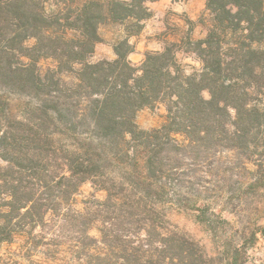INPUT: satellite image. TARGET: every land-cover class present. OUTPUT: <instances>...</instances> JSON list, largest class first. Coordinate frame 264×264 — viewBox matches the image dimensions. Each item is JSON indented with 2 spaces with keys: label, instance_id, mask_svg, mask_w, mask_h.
Masks as SVG:
<instances>
[{
  "label": "trees",
  "instance_id": "1",
  "mask_svg": "<svg viewBox=\"0 0 264 264\" xmlns=\"http://www.w3.org/2000/svg\"><path fill=\"white\" fill-rule=\"evenodd\" d=\"M149 1L155 0L0 1V90L39 101L35 119H4L0 132V247L58 217L86 181L104 177L113 163L131 169L127 180L111 185L127 184L126 202L141 197L135 205L165 194L166 181L183 172L185 161L200 168L222 151L253 161L254 185L263 184V0H206V36L188 39L184 50L201 65L191 72L179 63L176 45L145 54L140 66L128 60L129 39L150 17ZM110 23L129 26L114 42L115 59L94 61L99 28ZM31 38L28 54L24 43ZM40 58L52 59L55 68L41 75ZM64 73L72 84L62 82ZM158 104L167 123L140 130L138 112ZM59 135L70 145L59 144ZM137 164L142 178L133 174ZM164 242L161 264H199L192 244L176 236Z\"/></svg>",
  "mask_w": 264,
  "mask_h": 264
},
{
  "label": "rangeland",
  "instance_id": "2",
  "mask_svg": "<svg viewBox=\"0 0 264 264\" xmlns=\"http://www.w3.org/2000/svg\"><path fill=\"white\" fill-rule=\"evenodd\" d=\"M52 4L47 5L49 12L56 10ZM208 15L204 10L195 22L192 41L205 38L201 21H207ZM128 26L127 23L101 26L98 33L102 42L96 45L93 60L111 61L114 42L125 35ZM188 41H183L177 59L191 72L201 65L193 54L184 52ZM35 42L33 38L25 41V53L30 54ZM147 53L150 52L144 53L143 60ZM17 59L22 63L29 61L24 56ZM36 65L44 75L56 63L50 58H40ZM61 78L65 84L73 83L69 74L64 73ZM202 97L209 99L208 92L204 91ZM38 105L33 96L0 90V132L5 131L4 119L22 123L35 119ZM166 115L165 106L158 104L139 111L135 122L140 130H156L167 123ZM56 138L59 144L70 145L65 136ZM175 139L182 142L179 136ZM184 164L178 177L166 181L165 194L142 197V203L137 205L131 203L137 202L140 195L131 197V203L125 201L128 199L124 196L131 194L127 184L122 189L117 187L118 183L113 188L111 185L112 181L127 180L131 169L111 164L103 172L104 177L86 181L60 209L58 217L57 214L50 217L47 224L36 227L30 235H14L10 243H3L0 264H137L134 258L138 256L140 261H146L144 264H161L164 240L171 236L194 246V263L196 260L199 264H264V182L254 185L252 172L257 169L256 164L243 161L236 151L217 153L200 168L190 161ZM0 166H5L1 160ZM133 174L137 178L144 176L139 164Z\"/></svg>",
  "mask_w": 264,
  "mask_h": 264
},
{
  "label": "crops",
  "instance_id": "3",
  "mask_svg": "<svg viewBox=\"0 0 264 264\" xmlns=\"http://www.w3.org/2000/svg\"><path fill=\"white\" fill-rule=\"evenodd\" d=\"M146 7L150 17L143 21L141 32L130 38L134 51L128 58L134 64L143 62L145 52H161L167 46H181L184 40H192L195 22L206 10L205 0H155L147 2ZM201 22L202 33L206 34L207 21Z\"/></svg>",
  "mask_w": 264,
  "mask_h": 264
}]
</instances>
